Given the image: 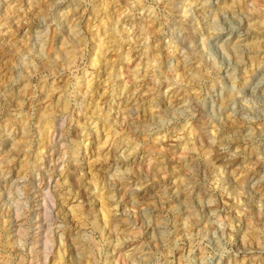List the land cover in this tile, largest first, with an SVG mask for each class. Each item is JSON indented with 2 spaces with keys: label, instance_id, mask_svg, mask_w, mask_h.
<instances>
[{
  "label": "rangeland",
  "instance_id": "rangeland-1",
  "mask_svg": "<svg viewBox=\"0 0 264 264\" xmlns=\"http://www.w3.org/2000/svg\"><path fill=\"white\" fill-rule=\"evenodd\" d=\"M0 264H264V0H0Z\"/></svg>",
  "mask_w": 264,
  "mask_h": 264
},
{
  "label": "bare ground",
  "instance_id": "bare-ground-1",
  "mask_svg": "<svg viewBox=\"0 0 264 264\" xmlns=\"http://www.w3.org/2000/svg\"><path fill=\"white\" fill-rule=\"evenodd\" d=\"M118 37V36H117ZM51 50V49H50Z\"/></svg>",
  "mask_w": 264,
  "mask_h": 264
}]
</instances>
